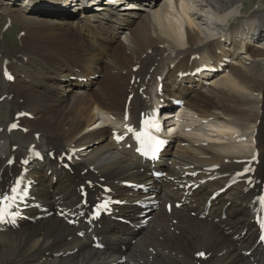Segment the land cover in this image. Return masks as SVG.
<instances>
[{
  "label": "bare ground",
  "instance_id": "1",
  "mask_svg": "<svg viewBox=\"0 0 264 264\" xmlns=\"http://www.w3.org/2000/svg\"><path fill=\"white\" fill-rule=\"evenodd\" d=\"M244 1L0 0V20L18 26L20 44L0 51V105L18 101L7 119L0 114V195L17 181L33 185L19 227L0 230V264H264L253 216L264 185V10L243 16ZM100 4V13L88 8ZM202 66L217 72L192 76ZM162 99L173 112L184 102V116L165 137L160 180L127 138H113ZM20 113L33 119L9 134ZM63 154L82 158L73 173ZM102 186L125 205L88 224ZM146 211L152 218L142 227ZM62 213L75 214L77 226Z\"/></svg>",
  "mask_w": 264,
  "mask_h": 264
},
{
  "label": "rangeland",
  "instance_id": "2",
  "mask_svg": "<svg viewBox=\"0 0 264 264\" xmlns=\"http://www.w3.org/2000/svg\"><path fill=\"white\" fill-rule=\"evenodd\" d=\"M19 2H20V4L23 3L22 1H19ZM259 5H262V6L258 7ZM25 6H26V3H25ZM75 6L78 7L77 5H75ZM88 8H90V9L93 8L94 11H97L98 13H100L101 10H99V9L102 8V5H99V6L95 5L94 7L88 6ZM239 8L243 11V16L254 17L256 11L264 10V0H245L244 5L240 4ZM231 22H232L231 29L237 27V24L234 22V20H232ZM7 26H8V23L5 20H0V51L6 50L7 52L13 53L20 47L19 39L17 36L19 30H18L17 25L12 26L8 30H7ZM97 78H99V77L96 76L93 79H97ZM93 79H91V80H93ZM59 95L60 96L63 95V97H66L68 94L64 95L63 92L60 91ZM14 102L15 103L12 106L11 105H5L4 106V104L0 105V107L2 106V109L0 112V114L2 115V118L7 119L9 113L11 112L12 107L16 108V104L18 103V101L15 100ZM14 139H15V142H17V143H19L21 141V137H18V136H16V138L14 137Z\"/></svg>",
  "mask_w": 264,
  "mask_h": 264
},
{
  "label": "snow or ice",
  "instance_id": "3",
  "mask_svg": "<svg viewBox=\"0 0 264 264\" xmlns=\"http://www.w3.org/2000/svg\"><path fill=\"white\" fill-rule=\"evenodd\" d=\"M8 78L11 79L10 76ZM124 119L127 120L128 116L125 115ZM143 125H144L143 131L135 132L136 140L140 141L141 143H143L144 137L149 136V131H148L149 128L154 126V125H152L151 120H144ZM16 127H17L16 124L11 125V128H16ZM128 131L132 132L133 129L129 128ZM119 139H121V137L117 136L118 141H119ZM246 171H248V170L246 169ZM17 183H19V181H17ZM11 191H12V193H17L18 189L16 187H12ZM16 198L17 197L15 195H13L11 197L8 195H0V222H2L6 218V210L11 208V204L9 202L14 201ZM260 201L262 204H264V196L260 197ZM7 215H11V213H7ZM261 239H264V237H261ZM199 255H203V253H199Z\"/></svg>",
  "mask_w": 264,
  "mask_h": 264
}]
</instances>
